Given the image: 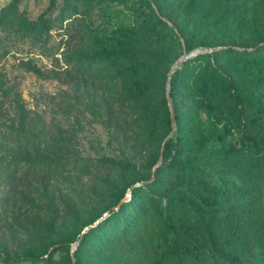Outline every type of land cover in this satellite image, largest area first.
Masks as SVG:
<instances>
[{
	"label": "rangeland",
	"instance_id": "1",
	"mask_svg": "<svg viewBox=\"0 0 264 264\" xmlns=\"http://www.w3.org/2000/svg\"><path fill=\"white\" fill-rule=\"evenodd\" d=\"M13 1L0 0V252L1 256L9 254L18 258L29 250L41 259L36 264H73L72 250L79 232L91 219L90 209L99 210L113 196L117 198L118 184L154 175L155 167L149 163V149L134 147L131 136L120 134L107 122V107L117 105L115 99L121 81L104 80V77L73 79L70 75L73 63L67 58L131 41L127 34L144 31L152 10L145 0H74L77 12H66L67 19L61 20L57 14L62 0H55L51 8L53 0H18L21 16L8 22L2 15ZM149 1L155 10H158L157 1L184 16L191 32L190 42L195 44L190 52L184 53V39L176 34L157 47L145 45L164 56L161 70L166 76L184 55L213 51L214 47L197 45L205 35L221 42L216 47L243 50L254 36L259 38L255 32L262 29L264 34V0H215L214 5L204 10L209 14L205 20L194 16L195 0ZM49 8L54 19L44 37L27 33L25 22L36 19ZM244 27L249 30L242 31ZM138 38L146 40L143 35ZM245 61L231 60L229 72H247V79L262 77L264 89V63L254 65ZM169 88L167 82V94ZM249 111L252 112V107ZM200 115L204 120L203 132L212 137L206 144L188 145L182 154L184 158L208 154L215 149L243 147L246 116L242 120L230 118L232 134L220 140L217 125L211 123L203 109ZM263 124L251 129L256 131ZM221 126L218 122V127ZM169 136L162 133L158 145ZM103 156L114 161L100 162ZM16 165L19 174L27 171L30 174L25 180L32 189L35 205L29 214L35 212L42 220L53 222L54 233L41 230L29 219L17 217L18 210H12L10 172ZM141 184L142 181H137L135 185ZM183 187L186 186L180 188ZM130 197L128 189L123 198ZM254 200H259L258 210L245 213L244 231L258 237L264 230V187ZM67 206L77 210L82 220L74 222L73 218L62 215ZM158 226L152 225L145 234L135 231L123 247L115 248L118 258L125 264H160L163 249L155 241L157 233L151 237ZM257 253L259 264H264V246L258 245ZM0 264H4L1 257ZM16 264L32 263L22 259Z\"/></svg>",
	"mask_w": 264,
	"mask_h": 264
},
{
	"label": "trees",
	"instance_id": "2",
	"mask_svg": "<svg viewBox=\"0 0 264 264\" xmlns=\"http://www.w3.org/2000/svg\"><path fill=\"white\" fill-rule=\"evenodd\" d=\"M73 1L62 0L58 18L66 20V12H77ZM145 1L152 10L151 20L144 31L127 34L131 41L124 38L128 42L67 58L73 63L72 72L70 70L73 79L104 77V80L121 81L115 99L117 105L107 107V122L120 134L131 136L134 147L149 149V163L155 167L154 175L118 184L117 198L113 196L111 202L104 203L99 210L90 209L91 219L79 232L77 240L86 226L98 221L104 212L107 214L84 234L72 256L73 264H125L118 258L115 248L123 247L122 244L132 238L135 231L147 233L154 224L159 226L151 237L157 233L155 241L163 249L160 264H259L257 247L264 246V230L258 237L244 231L243 217L246 212L258 210L259 200L254 199L264 187V127L256 131L251 129L264 123L263 78L247 79V72L240 74L228 69L232 66L229 62L235 58L239 63L245 60L254 65L264 63L263 30H256L259 38L254 36L252 42L245 43L246 49L226 47L197 54L184 60L166 76L161 70L164 56L148 50L145 45L157 47L176 34L184 39V53L190 52L195 44L190 42L191 32L182 18L184 16L171 12L172 9L156 0L158 10L149 0ZM215 2L193 1L194 16L200 20L208 19L209 14L204 10ZM17 4L18 0H14L8 5L2 19L9 22L17 15L21 16ZM54 4L55 0L50 8ZM50 8L36 19L25 22V31L44 37L54 19ZM241 30L249 29L244 27ZM139 35L145 36L146 40H139ZM134 37L137 38L134 40ZM220 43L211 35H205L197 45L215 48ZM248 46L252 48L248 49ZM227 63L228 68H225ZM170 76L167 94L166 83ZM202 109L211 123L217 125L220 140L232 134L230 118L242 120L246 116L243 147L215 149L208 154L184 158L182 154L188 145H203L212 137L203 132ZM174 120L176 125H173ZM162 133L170 136L158 145ZM99 161L114 159L103 156ZM18 171L16 165L10 172L12 210H18L17 217L29 219L41 230L54 233L53 222L42 220L35 212L29 214L35 205L32 203V189L25 180L30 174L28 171L19 174ZM137 181L142 184L135 185ZM182 186L186 187L180 188ZM128 189L131 197L124 199ZM62 215L73 218L74 222L82 220L81 214L70 206ZM0 257L4 264H16L22 259L36 264L41 260L29 250L18 258L9 254L1 256V252Z\"/></svg>",
	"mask_w": 264,
	"mask_h": 264
},
{
	"label": "water",
	"instance_id": "3",
	"mask_svg": "<svg viewBox=\"0 0 264 264\" xmlns=\"http://www.w3.org/2000/svg\"><path fill=\"white\" fill-rule=\"evenodd\" d=\"M223 48L222 46H219V47H215L213 48V50H217V49H221ZM196 53H191L189 55H184L183 57L180 58V60L173 66V69H172V72L174 71V69L179 66L184 60L188 59L189 57L195 55ZM170 81H171V76L169 77L168 79V86H170ZM170 105L172 107V103L170 102ZM174 118V116H173ZM124 199H128V198H124ZM123 201V200H122ZM122 201L119 203V205L122 203ZM100 220L96 221L94 224H97ZM94 224H91V225H88L86 226L83 231L80 233V237L79 239L76 241V243L74 244V248L72 250V256L74 257V252H75V249L77 247V245L79 244V242L82 240L84 234L90 229V227H92Z\"/></svg>",
	"mask_w": 264,
	"mask_h": 264
}]
</instances>
